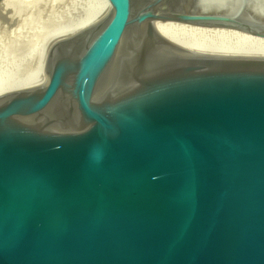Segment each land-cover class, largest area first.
Masks as SVG:
<instances>
[{"label":"water","instance_id":"obj_1","mask_svg":"<svg viewBox=\"0 0 264 264\" xmlns=\"http://www.w3.org/2000/svg\"><path fill=\"white\" fill-rule=\"evenodd\" d=\"M106 1L0 96V264H264V58L169 24L264 39V17L252 0Z\"/></svg>","mask_w":264,"mask_h":264},{"label":"bare ground","instance_id":"obj_2","mask_svg":"<svg viewBox=\"0 0 264 264\" xmlns=\"http://www.w3.org/2000/svg\"><path fill=\"white\" fill-rule=\"evenodd\" d=\"M93 1L94 4L83 8V15L79 20L63 23L60 25L59 30L52 34L51 39L46 43L47 50L45 55L35 71L15 75L11 78L6 77L5 74L0 75V96L17 92L35 83L44 71V64L60 42L92 29L110 16V7L106 0ZM62 3L63 5H60L58 0H2L0 2V11L12 6L34 10L42 4L45 7V12L48 9L50 10V8H57L58 4L59 6H66L67 10L65 11H68V8L72 10L71 4ZM197 4H200L198 6L200 9L224 7L228 10L232 7L233 0H198ZM251 6L255 16L264 17V0H252ZM169 24L172 33L181 42L198 50L226 55L264 58V39L254 38L230 29L193 27L176 23Z\"/></svg>","mask_w":264,"mask_h":264},{"label":"rangeland","instance_id":"obj_3","mask_svg":"<svg viewBox=\"0 0 264 264\" xmlns=\"http://www.w3.org/2000/svg\"><path fill=\"white\" fill-rule=\"evenodd\" d=\"M48 3V1H46ZM66 6L50 8L45 12L44 5L34 10L12 6L0 11V75L13 77L32 73L43 59L47 42L60 25L79 20L83 8L94 4L93 0H58ZM44 9V10H43Z\"/></svg>","mask_w":264,"mask_h":264}]
</instances>
